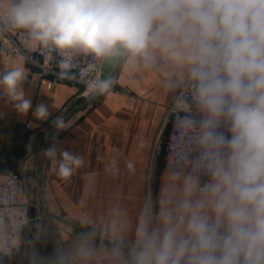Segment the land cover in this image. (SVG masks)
I'll return each mask as SVG.
<instances>
[{
    "label": "clouds",
    "instance_id": "clouds-1",
    "mask_svg": "<svg viewBox=\"0 0 264 264\" xmlns=\"http://www.w3.org/2000/svg\"><path fill=\"white\" fill-rule=\"evenodd\" d=\"M6 33L22 37L26 61L54 57L61 80L122 55L171 69L176 111L131 238L123 223L114 231L123 247L112 249L115 264H264V0H0ZM27 79L23 63L4 68L0 94L16 113L47 120L48 106L33 108L23 89ZM84 82L93 97L114 85L111 76ZM52 123L67 128L63 116ZM44 156L64 179L85 165L55 143ZM125 170L134 176L136 164ZM110 174H122L118 162ZM95 235L81 234L85 262Z\"/></svg>",
    "mask_w": 264,
    "mask_h": 264
},
{
    "label": "crops",
    "instance_id": "crops-1",
    "mask_svg": "<svg viewBox=\"0 0 264 264\" xmlns=\"http://www.w3.org/2000/svg\"><path fill=\"white\" fill-rule=\"evenodd\" d=\"M2 66L0 56V71ZM24 67L28 70V79L23 84L26 95L31 98L33 108L45 103L50 116L39 120L31 110L20 115L4 97L0 99V173L14 171L23 175L29 174L31 168L34 173L37 151L54 126L52 121L57 116L65 118L86 101L83 85L76 80L57 78L56 62L45 78L51 84L49 89L39 86L38 66L24 63ZM170 72L163 61L145 66L142 61L125 56L109 95L44 145L40 155L43 195L52 212L89 230L95 229L96 234L119 246L122 245L113 236L123 223L131 238L144 193L152 183L154 151L160 149L168 136V108L173 103L167 87ZM53 143L60 149L82 154L84 167L67 179L58 177L55 166L44 156ZM128 160L136 164L134 176L125 170ZM117 162L122 169L119 176L110 174V166ZM84 215L90 220L88 225L80 223ZM61 232L71 238L61 245L62 250L65 248L63 254L27 259L30 253L26 249V259L13 254L0 257V264H115L112 250L94 243L96 254L83 261L77 254L82 240Z\"/></svg>",
    "mask_w": 264,
    "mask_h": 264
},
{
    "label": "built area",
    "instance_id": "built-area-1",
    "mask_svg": "<svg viewBox=\"0 0 264 264\" xmlns=\"http://www.w3.org/2000/svg\"><path fill=\"white\" fill-rule=\"evenodd\" d=\"M28 55L24 48L22 37L17 33H6L0 37V56L4 68H10L19 63H30L39 67L38 82L40 88H51L46 81V76L52 73L55 58L44 57L36 53L31 54L30 60H25ZM100 71L81 69L76 72V81L86 87L84 81L90 78H99ZM86 94L87 89L85 90ZM3 95L0 94V99ZM176 111L174 103L168 108V116ZM167 142V139L165 140ZM156 153L159 149L155 150ZM25 199V201H24ZM39 211L36 195L29 193L28 189L17 172L0 173V257L20 253L22 249V234L30 223V210Z\"/></svg>",
    "mask_w": 264,
    "mask_h": 264
},
{
    "label": "water",
    "instance_id": "water-1",
    "mask_svg": "<svg viewBox=\"0 0 264 264\" xmlns=\"http://www.w3.org/2000/svg\"><path fill=\"white\" fill-rule=\"evenodd\" d=\"M126 55H122V56H117L109 61H106L103 64V67L100 71V75L99 78H103L106 76H111L114 83L117 77V74L119 72L120 66L122 61L124 60ZM114 88V85H113ZM113 88L105 94H101L98 96H91L90 94H88L86 96V101L84 102V104H82L80 107H78L77 109L73 110L71 113H69L64 119L65 122L68 124L71 121H73L75 118H77L80 114H82L83 112H85L87 109H89L90 107H92L94 104L104 100L109 93L113 90ZM60 130H57L54 126L52 127V129L49 131V133L46 135L45 139L43 140V142L41 143L36 157H35V170H34V174H35V193H36V197L39 203L40 208L42 209V211L44 212V214L55 224H57L59 226V228L66 232L67 234H69L70 236L77 238L79 240H82L81 238V234L85 231H89V229L77 225L75 223H72L70 221H68L67 219H65L62 216H59L57 214H55L54 212H52L46 205L45 203V199H44V195H43V183H42V177H41V168H40V155H41V150L44 147V145L55 135L59 132ZM91 243H94V245H102L105 246L109 249H113L114 247H117L119 245L106 240L104 238H102L101 236H99L98 234L95 235V237H93L91 239ZM121 249L123 250V247L120 246Z\"/></svg>",
    "mask_w": 264,
    "mask_h": 264
},
{
    "label": "rangeland",
    "instance_id": "rangeland-1",
    "mask_svg": "<svg viewBox=\"0 0 264 264\" xmlns=\"http://www.w3.org/2000/svg\"><path fill=\"white\" fill-rule=\"evenodd\" d=\"M86 90V87H85ZM84 90V95L87 96ZM29 193H35L34 173L33 169L29 170V174H20ZM38 201V200H37ZM39 204V203H38ZM71 240L70 237L61 232L59 226L52 222L42 211L39 206V211L33 209L28 228L24 231L22 238V249L18 255L20 259H26L25 250L32 256H56L63 254L65 248L62 250L61 245L66 241ZM67 243V242H66ZM63 251V253H62Z\"/></svg>",
    "mask_w": 264,
    "mask_h": 264
}]
</instances>
